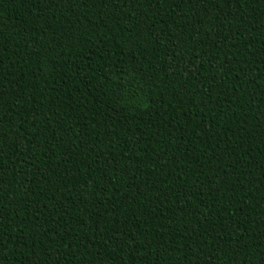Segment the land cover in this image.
<instances>
[{"label":"trees","instance_id":"16d2710c","mask_svg":"<svg viewBox=\"0 0 264 264\" xmlns=\"http://www.w3.org/2000/svg\"><path fill=\"white\" fill-rule=\"evenodd\" d=\"M0 264H264V0H0Z\"/></svg>","mask_w":264,"mask_h":264}]
</instances>
